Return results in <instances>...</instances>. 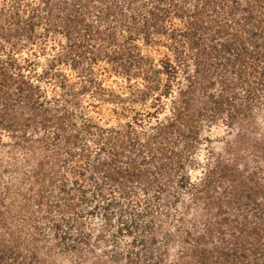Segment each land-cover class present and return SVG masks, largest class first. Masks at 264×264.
<instances>
[{"label": "rangeland", "instance_id": "1", "mask_svg": "<svg viewBox=\"0 0 264 264\" xmlns=\"http://www.w3.org/2000/svg\"><path fill=\"white\" fill-rule=\"evenodd\" d=\"M127 1L0 0V28L19 29L0 56L38 95L29 109L0 77L22 117L0 123L3 262L19 236L41 264H183L198 232L211 246L249 208L241 187L264 197V0Z\"/></svg>", "mask_w": 264, "mask_h": 264}, {"label": "trees", "instance_id": "2", "mask_svg": "<svg viewBox=\"0 0 264 264\" xmlns=\"http://www.w3.org/2000/svg\"><path fill=\"white\" fill-rule=\"evenodd\" d=\"M126 5L131 7L132 0H128ZM148 10H149L148 13L140 14L143 25L147 23L146 24L147 27H149L148 26L149 16L155 15L156 20H158L159 18L158 10H161L160 12H162L163 8H160V6L157 4H153L150 6V8H148ZM137 13L136 14L133 13L130 17L133 19L136 18ZM31 26L32 23L30 27ZM11 27L12 26L10 23H8L7 26H1L0 37L4 38V40H11L12 35L18 34L19 29L16 30L14 28L13 29L14 34H11L6 31V28H10L11 30L12 29ZM140 29L144 30L146 38L150 39V37H148L149 34L146 33V31L149 33V29L145 30V25L140 26ZM68 32H70V30H67V33ZM172 35L173 37H175V34ZM134 54H136L135 56H137V52ZM235 59H238V57H235ZM166 62L169 61L166 60ZM7 65L9 66L7 67ZM12 68L13 69L17 68L18 70L14 72ZM199 70L200 69L197 68V66H195L194 68L195 72L192 75H190L188 78L189 80L188 86L190 88L188 90L183 89L184 92H189L191 91V89H193L192 87L194 86L195 80L198 77ZM0 77L3 79V81L5 80L6 83H9L10 85L11 84L15 85L17 87L16 89L21 91L20 92L21 98L19 99H23V100H20V103H23L25 99L26 105H29V109L31 106L35 108L34 101L31 102L32 100L30 99L34 98L37 90V85H35L30 78H28L26 75L23 74V72L21 71V64L16 63L15 59L11 56V54H6L5 56H3V58H1L0 56ZM36 96L34 100L37 98ZM0 98L3 99L2 101L0 99V123L5 127H9V128L17 127L18 123L22 120V117L17 116L16 112L12 111L13 109L11 107H13L14 104L12 103L13 100H11L10 90L8 89L5 92L0 93ZM189 98H190L189 96L183 97L186 107H188ZM221 103L222 102L220 100L219 104ZM38 111L41 112L40 109ZM42 111L45 114L46 113L48 114L49 113L48 111H53L52 115L51 114L50 115L56 116L58 108L55 106H43ZM41 116H42L41 117L42 121L44 122L47 121L48 119L47 117H43V115ZM229 116L230 117H227V119L229 118V122H232L233 120L242 119L239 117V115H234L233 113H229ZM31 118L34 119V117L32 116L24 117L26 123L23 124V122H21L22 124H20L19 126L25 127L26 125H28L27 122H29ZM253 121L254 119L252 118L251 123ZM242 123L244 122H242L241 120L240 124ZM248 126L242 127L243 129H241L242 131L240 132L241 135L239 137L242 138V141H245L246 139L249 141L251 138L250 131H247ZM253 142L254 143L256 142V144H253L255 147L253 149L256 150V147H258V150L260 149L262 150V148H264V139L258 140L254 138ZM214 169L215 168H212L213 172H215ZM255 171L250 173L251 176L252 174L255 173ZM258 187H259L258 184H254L251 188L247 190L241 187V190L234 201L238 202V207H240L241 205L247 207V205L251 203V205L248 206L249 208L241 209V213H239V215L241 214L243 215H241L240 218L235 217L233 220L231 218L228 219L227 217H225V219L226 220L228 219V221L230 222V226L227 229L223 227H221L220 229H215L216 235H218L217 237H219V242L213 243L211 246L206 245V242L209 239L207 237L205 238V236L208 233L198 232L197 233L198 241L194 245H192V247H190V249L188 250V252L190 253L189 258L188 260H185L183 264H264V215H263L264 197L261 201L256 198L257 193L260 191ZM235 188L237 187L235 186ZM262 190L264 193V188ZM217 199L219 198L216 196V200ZM211 228L212 227L210 226L208 228L210 229L209 230L210 233L208 234L209 236H212ZM9 233H11V231ZM17 237L18 238H15V234H14L15 243H13V245L8 249L11 250L9 252L10 253L9 256L13 258L12 259L13 262L15 261L16 264L43 263L45 256L39 254L40 247L37 245V242L32 239V244L29 245V242L31 241H26L25 239H21L19 236ZM4 241H5V236L2 233H0V251H4L3 248H5L6 245ZM200 241L201 242L203 241V244H200ZM26 242H27L26 244L27 248L23 250V248L20 245ZM190 256L193 257V260L190 259ZM1 260H3L2 254H0V264H4V263L10 264L9 262H7L8 261L7 259L4 262Z\"/></svg>", "mask_w": 264, "mask_h": 264}]
</instances>
